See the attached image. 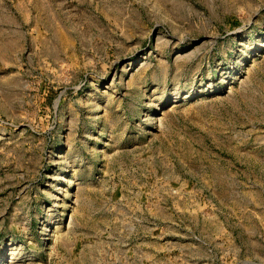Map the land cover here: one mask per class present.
<instances>
[{"label":"rangeland","instance_id":"rangeland-1","mask_svg":"<svg viewBox=\"0 0 264 264\" xmlns=\"http://www.w3.org/2000/svg\"><path fill=\"white\" fill-rule=\"evenodd\" d=\"M92 227L102 264H264V0H0V264Z\"/></svg>","mask_w":264,"mask_h":264},{"label":"crops","instance_id":"crops-1","mask_svg":"<svg viewBox=\"0 0 264 264\" xmlns=\"http://www.w3.org/2000/svg\"><path fill=\"white\" fill-rule=\"evenodd\" d=\"M117 219L116 217L111 224L112 230H117L120 226ZM88 230H92V232H84L83 239L77 241L75 246L60 249L58 258L62 263L66 261L67 264H102V258L108 255L106 253H110L109 250L112 249L105 248L106 243L100 236L96 235L95 227ZM122 243L123 241L115 242V248H119ZM112 263L115 264V262ZM108 264H111V262Z\"/></svg>","mask_w":264,"mask_h":264},{"label":"bare ground","instance_id":"bare-ground-1","mask_svg":"<svg viewBox=\"0 0 264 264\" xmlns=\"http://www.w3.org/2000/svg\"><path fill=\"white\" fill-rule=\"evenodd\" d=\"M57 229H58V227H57ZM17 257V256H16ZM15 256H13L12 257V259H11V261H10V263L12 264V263H15L16 261H17V258H16Z\"/></svg>","mask_w":264,"mask_h":264}]
</instances>
